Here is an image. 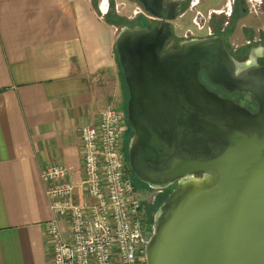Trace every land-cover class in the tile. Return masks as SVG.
I'll return each instance as SVG.
<instances>
[{
  "label": "water",
  "instance_id": "water-1",
  "mask_svg": "<svg viewBox=\"0 0 264 264\" xmlns=\"http://www.w3.org/2000/svg\"><path fill=\"white\" fill-rule=\"evenodd\" d=\"M135 1L155 22L114 36L133 130L128 163L152 188L175 184L156 209L144 264H264V66L237 80L256 113L217 98L198 70L220 83L236 75L224 39L164 52L183 0Z\"/></svg>",
  "mask_w": 264,
  "mask_h": 264
},
{
  "label": "crops",
  "instance_id": "crops-1",
  "mask_svg": "<svg viewBox=\"0 0 264 264\" xmlns=\"http://www.w3.org/2000/svg\"><path fill=\"white\" fill-rule=\"evenodd\" d=\"M107 2L0 0V264H53L40 172L64 166L79 184L81 126L122 105ZM72 200L93 201L80 187Z\"/></svg>",
  "mask_w": 264,
  "mask_h": 264
},
{
  "label": "built area",
  "instance_id": "built-area-1",
  "mask_svg": "<svg viewBox=\"0 0 264 264\" xmlns=\"http://www.w3.org/2000/svg\"><path fill=\"white\" fill-rule=\"evenodd\" d=\"M138 11L145 14L136 6L134 13ZM126 121L123 109L109 105L99 111L96 122L81 126L79 184L70 180L64 166L53 164L41 170L52 213L46 232L53 244V264L145 263L147 227L127 174ZM76 187L93 201L74 203ZM61 221L68 226L67 235Z\"/></svg>",
  "mask_w": 264,
  "mask_h": 264
},
{
  "label": "flooded vegetation",
  "instance_id": "flooded-vegetation-1",
  "mask_svg": "<svg viewBox=\"0 0 264 264\" xmlns=\"http://www.w3.org/2000/svg\"><path fill=\"white\" fill-rule=\"evenodd\" d=\"M207 3L205 0H183L180 3L178 16L182 12L192 15L194 13L190 26L187 28L191 36L187 39L178 40L174 37L173 28L171 27L172 34L165 41L163 51L167 52L176 49L184 40L212 38L216 36L222 37L227 50L237 63V69L234 70L236 75L234 77H228L225 83H220L214 81L215 78L212 79L207 70L200 69L198 70V78L209 92L217 98L230 100L232 103L245 108L249 112L256 113L259 109L257 101L245 90L238 87L237 80H240V78L251 79L255 77L260 67L264 66V29L258 28L259 21L256 20L257 17L262 16L264 0H220L215 6H211L212 2L208 3L209 5ZM221 3L224 5L223 10H215V7ZM196 6L205 7H202V9L197 8L198 10L195 11ZM139 19L140 22L138 24L142 26H152L155 22V18L152 17H144V19L140 17ZM238 24L241 25L236 28ZM235 31L239 32L242 39L234 43L231 41V36ZM244 72L246 74L241 76ZM132 134V127L126 121L123 148L127 160V174L131 181H135V194L140 199L143 211L142 216L148 232V230L152 229L153 218L156 212V210L154 212V203L151 201V197L157 192H163L167 196L175 187V184L162 189L152 188L142 182L133 173L128 163V144Z\"/></svg>",
  "mask_w": 264,
  "mask_h": 264
},
{
  "label": "rangeland",
  "instance_id": "rangeland-1",
  "mask_svg": "<svg viewBox=\"0 0 264 264\" xmlns=\"http://www.w3.org/2000/svg\"><path fill=\"white\" fill-rule=\"evenodd\" d=\"M101 1L102 0H98L97 1L98 4H100ZM110 1L113 2L114 12L116 14H118V16L121 19H123V22H121L120 24L115 25V34L120 29V27H122L123 25L138 24L140 22L139 18L141 16L142 17L146 16L145 14H144L145 15L144 16L143 13H141L139 11L134 13V10H136V6H138L141 9L140 5L137 2H135L134 0H108V2H107L108 11H109V8H110ZM205 1H206V3L207 2L208 3L212 2L213 5L211 4V6H215L220 0H205ZM205 6H196L195 7V11H197L199 8L202 9V7H205ZM215 8H216L215 10H217V9L223 10L224 5H223V3H221L220 5L216 6ZM261 15H262L261 17H257V19H256V20L259 21L257 26H259L258 28H263L264 29V10H263ZM136 16H139V17H136ZM193 17H194V13L192 15V14H188V13L182 12L178 16V18H176L172 22V28H173V32H174V37L175 38H177L178 40H183V39H187L188 37L191 36V34L188 32L187 28H189L190 23H191V19H193ZM240 21H242V20H240ZM240 25L241 24H238L236 28L240 27ZM241 39H242V37L239 35V32H237V31H235L232 34V36H231V41L234 42V43L237 42V40L240 41ZM122 80H123V78H122ZM122 87H123V102H122L121 107H119V108L123 109V111L125 113V117H126L127 91H126V87H125L123 81H122ZM134 182L132 181L133 186H134ZM165 197H166V195H164L163 192H157V193L153 194V196L151 197V201L154 203V212H155V210L157 209V207L159 206V204L163 201V199ZM150 234H151V230H148L146 235L148 236Z\"/></svg>",
  "mask_w": 264,
  "mask_h": 264
},
{
  "label": "trees",
  "instance_id": "trees-1",
  "mask_svg": "<svg viewBox=\"0 0 264 264\" xmlns=\"http://www.w3.org/2000/svg\"><path fill=\"white\" fill-rule=\"evenodd\" d=\"M97 1L98 0H92V3H93V6L96 7L97 5ZM142 17V16H141ZM144 19V17H142ZM104 19L107 23L109 24H113V25H117V24H120L121 22H123V19H121L118 14H116L114 12V7H113V2L110 1V8H109V11L107 12V14L104 16ZM116 53V52H115ZM117 60V59H116ZM118 62V60H117ZM122 72V71H121ZM121 76L123 78V75L121 73ZM123 83H124V80H122ZM125 85V83H124ZM166 199V197L163 199V201Z\"/></svg>",
  "mask_w": 264,
  "mask_h": 264
},
{
  "label": "bare ground",
  "instance_id": "bare-ground-1",
  "mask_svg": "<svg viewBox=\"0 0 264 264\" xmlns=\"http://www.w3.org/2000/svg\"><path fill=\"white\" fill-rule=\"evenodd\" d=\"M105 2H106V0H102V1H101L100 4H101L102 8H104V6H105Z\"/></svg>",
  "mask_w": 264,
  "mask_h": 264
}]
</instances>
